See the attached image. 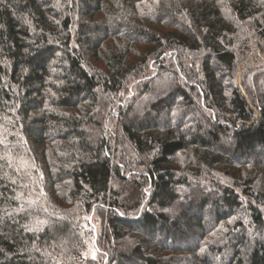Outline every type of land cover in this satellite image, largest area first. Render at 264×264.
Returning <instances> with one entry per match:
<instances>
[{
	"label": "trees",
	"instance_id": "obj_1",
	"mask_svg": "<svg viewBox=\"0 0 264 264\" xmlns=\"http://www.w3.org/2000/svg\"><path fill=\"white\" fill-rule=\"evenodd\" d=\"M0 264H264V0H0Z\"/></svg>",
	"mask_w": 264,
	"mask_h": 264
}]
</instances>
